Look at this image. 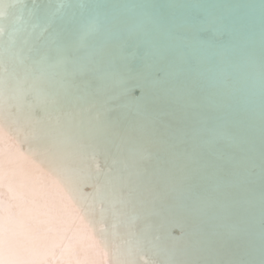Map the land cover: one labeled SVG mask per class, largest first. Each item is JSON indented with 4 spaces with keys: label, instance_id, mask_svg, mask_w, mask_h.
<instances>
[{
    "label": "bare ground",
    "instance_id": "1",
    "mask_svg": "<svg viewBox=\"0 0 264 264\" xmlns=\"http://www.w3.org/2000/svg\"><path fill=\"white\" fill-rule=\"evenodd\" d=\"M0 163L17 259L264 264V0H0Z\"/></svg>",
    "mask_w": 264,
    "mask_h": 264
},
{
    "label": "snow or ice",
    "instance_id": "2",
    "mask_svg": "<svg viewBox=\"0 0 264 264\" xmlns=\"http://www.w3.org/2000/svg\"><path fill=\"white\" fill-rule=\"evenodd\" d=\"M2 166V163H0ZM15 206L0 207V264H46L41 258L42 250L34 248L30 251L31 259L15 258L21 251L19 223L14 212ZM5 253L9 259H5Z\"/></svg>",
    "mask_w": 264,
    "mask_h": 264
}]
</instances>
